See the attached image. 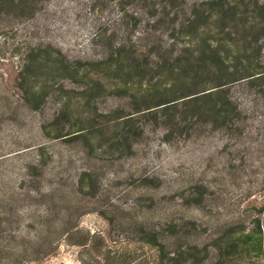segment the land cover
I'll list each match as a JSON object with an SVG mask.
<instances>
[{"label":"rangeland","instance_id":"374dc122","mask_svg":"<svg viewBox=\"0 0 264 264\" xmlns=\"http://www.w3.org/2000/svg\"><path fill=\"white\" fill-rule=\"evenodd\" d=\"M207 1L217 0H0V234L16 233L13 246L28 247L40 229L32 211L47 202L37 193L58 189L51 231L59 219L77 231L39 264H80L78 244L94 235L128 264H151L143 225L173 236L172 250L189 249L190 264H264V234L262 254L245 243L257 220L264 230V79L229 87L236 112L222 124L183 103L110 121L143 109L129 100L137 86L102 77L91 90L114 51L104 32L124 39L127 56L145 44L165 56L189 32L194 57L217 48L264 70V0H227L211 17L200 6ZM75 130L83 135L55 139ZM37 145L47 164L34 201L23 178ZM84 172L90 186L81 188Z\"/></svg>","mask_w":264,"mask_h":264},{"label":"trees","instance_id":"16d2710c","mask_svg":"<svg viewBox=\"0 0 264 264\" xmlns=\"http://www.w3.org/2000/svg\"><path fill=\"white\" fill-rule=\"evenodd\" d=\"M215 5L223 10L228 6V3L227 0H217L200 4V6L206 7L205 11L208 13V17L213 15L211 11L215 9ZM195 15V13H190L187 25L194 20ZM181 25L177 24V30H180ZM104 35L108 41L107 45L110 48L114 47V51L109 52L107 58L101 63V66L104 67L95 71L96 76L100 78L94 80L95 87L91 90H95L98 85L104 87L100 80L102 77L122 78L126 90H133V86H137V89L130 95V103L141 102L144 104L143 109L118 115L110 121L115 120L126 124L137 113L147 114L160 109L167 110L178 103H183L198 108L195 114L196 118L205 117L206 119L210 118L213 122L226 123L233 119L234 114L232 113L236 112L235 103L229 95V87L242 80L254 82L264 79V70H252L247 59H229L217 48L194 57L195 44L192 42V33L189 32L183 33V36L189 40L188 44L182 48L172 49L165 56L160 54L159 49L150 50L147 44L141 46L142 48L134 46L135 49L127 56L125 53H121V50L126 46L124 39L118 41L113 33L107 36V32H104ZM175 44L172 42L171 47H174ZM186 50L191 52L188 56L185 55ZM59 63L62 64L60 70L65 73L70 71L62 61ZM226 106H231L232 109H225ZM81 131H71L59 135L55 139L80 137L83 135ZM44 146L37 145L34 148L36 154L29 166L25 167L23 179L30 185L29 191L32 200L36 199L32 192H38L35 190L36 188H32L38 183L36 175L42 177L43 167L47 164L42 160ZM89 176V172L82 173L77 185H80L81 188L89 187ZM57 191L58 189H50L41 194L37 193V197L46 199L44 201L47 204H43L41 211L37 210L36 216V210L32 211L33 224H38L40 229L29 236L28 247L18 249L13 246L19 237L10 228L7 233L0 234V264H39L42 261L50 260L56 256L61 242L65 239L69 240L77 231L76 224H68L64 219L55 222L57 223L55 230L51 231L53 228L51 215L52 209L55 207L51 206L50 202L54 203L52 198ZM11 201H13L12 198L2 206L5 214L11 215L14 212ZM58 210L60 212L61 207H58ZM58 210L54 211L58 213ZM254 228L255 235L246 234L245 243H251L253 252L262 254L264 230H262L259 220L256 221ZM142 231L144 237L141 241L156 253L151 264H190L189 249H186L185 246L180 247V250L177 251L171 249L174 245L173 236L163 235L147 225L142 226ZM102 240L100 236L94 235L86 239L85 243L78 244L83 247L85 252L84 257L80 255V264L129 263L128 260H123L126 259L123 254L112 251ZM104 246L106 248H103Z\"/></svg>","mask_w":264,"mask_h":264}]
</instances>
